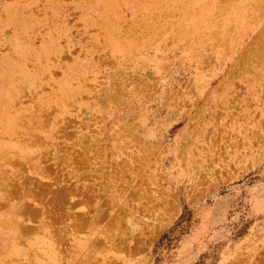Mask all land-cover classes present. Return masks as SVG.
<instances>
[{
    "label": "rangeland",
    "instance_id": "1",
    "mask_svg": "<svg viewBox=\"0 0 264 264\" xmlns=\"http://www.w3.org/2000/svg\"><path fill=\"white\" fill-rule=\"evenodd\" d=\"M225 1L0 0V146L37 147L3 169L59 264H264V0Z\"/></svg>",
    "mask_w": 264,
    "mask_h": 264
},
{
    "label": "bare ground",
    "instance_id": "2",
    "mask_svg": "<svg viewBox=\"0 0 264 264\" xmlns=\"http://www.w3.org/2000/svg\"><path fill=\"white\" fill-rule=\"evenodd\" d=\"M208 1V0H207ZM223 2H220L221 4L224 3L225 0H221ZM229 1V0H227ZM261 1V0H260ZM226 2V1H225ZM264 1H262L263 3ZM227 3V2H226ZM225 3V4H226ZM260 4L262 7H263V4ZM217 4V3H216ZM223 4V5H225ZM244 4V3H243ZM220 7L222 5H219ZM179 7V6H178ZM219 7V8H220ZM197 8V7H196ZM217 8V7H216ZM218 8V9H219ZM257 8V6H256ZM259 8V6H258ZM198 9V8H197ZM217 10V9H216ZM259 11L258 9H255V11ZM262 10V9H260ZM216 12V11H215ZM214 12V13H215ZM261 12V11H259ZM262 13V12H261ZM260 13V15H261ZM193 15V14H192ZM255 15V13H254ZM253 15V16H254ZM251 16V15H250ZM257 15H255L254 17H256ZM259 16V15H258ZM261 17V16H260ZM259 17V18H260ZM258 19V17H256ZM219 22V21H218ZM220 24V23H218ZM203 26V25H202ZM261 27V26H260ZM230 29V28H229ZM231 31V30H229ZM258 31H261V30H258ZM257 31V33H258ZM230 33V32H229ZM229 34H227L228 36ZM247 35V34H246ZM226 36V37H227ZM264 36V35H263ZM260 37V36H257V38ZM252 41V40H251ZM252 43V42H251ZM254 43V42H253ZM252 43V44H253ZM175 45V44H174ZM259 46V44H258ZM246 51V50H245ZM262 51V50H261ZM245 54V52H242ZM250 53V52H249ZM253 53V52H252ZM249 55V54H248ZM226 56V55H225ZM253 59V58H252ZM256 59V58H254ZM263 60V59H262ZM239 62H240V59H239ZM248 62V61H247ZM240 65V64H239ZM236 67H237V64H236ZM242 66H240L239 68H241ZM251 68V67H250ZM243 70V69H242ZM241 73V72H240ZM157 81V80H156ZM25 101V100H24ZM48 111V110H46ZM50 113L48 112L47 115H49ZM51 115V114H50ZM17 115L14 114L12 116H10V118H8L4 123H5V129H4V132L6 134H8L9 138L11 139L9 141V143H7L6 145H1L0 147V208L4 209V211L1 212L0 214V242H1V246L0 249L2 248V251L8 256L7 258L3 259L0 261V264H59L60 262H63L61 261V256L59 255V253L57 251L54 250L53 247H56L54 245V243L58 242L57 240V237L55 238L54 235L51 233L52 231H50L51 229V222L50 221H47L46 219V222L44 220L45 223L41 224L40 227L38 228H35L33 229L32 231H29V225H25L23 223V221L27 220L28 218L32 217L35 215V213L30 210L28 211L27 209H25V205L24 203L28 200L29 196L31 197L30 199V202L32 201H35V200H39V197L38 198H35L36 196V192L35 194L32 193L33 190H30L29 188L28 191H26V193H23L22 194V197L19 201H14L12 200V195L10 194V192H12V189L10 191V183H12V178L9 177V173L6 171V169H3L6 165L9 164H14V156H17L19 158H27V157H30L32 155V153H34L36 151V149L34 150V148L32 147L33 145L36 147L35 145V140H34V137H32V134H34V130L33 129H29V127L27 126V124L23 123V124H20V119L18 118L17 120ZM38 116V115H37ZM48 118V117H47ZM50 118V117H49ZM217 118V117H216ZM45 119H46V116H45ZM40 120V119H39ZM39 122V121H38ZM45 122V121H44ZM80 122V121H79ZM45 124V123H44ZM43 124V126H45ZM68 124V123H67ZM41 125V123L39 124V126ZM66 125V124H65ZM42 126V127H43ZM71 126V125H70ZM41 127V128H42ZM39 128V127H38ZM114 130V129H113ZM40 131V130H39ZM26 134L28 135L27 139L23 138V135ZM13 136H14V139L15 141L14 142H11L12 139H13ZM39 136V135H38ZM72 136V135H71ZM40 137V136H39ZM75 137V136H74ZM41 138V137H40ZM89 138V137H88ZM71 139V138H70ZM87 139V138H86ZM38 137H37V141H38ZM89 140V139H88ZM227 145V144H226ZM82 146V145H81ZM91 146V145H90ZM68 148V147H67ZM93 148V147H92ZM72 151V150H71ZM78 153V152H77ZM80 153V152H79ZM80 155V154H79ZM39 156V155H38ZM41 158V157H40ZM43 158V157H42ZM21 160V159H20ZM31 162V165L34 164V161H32V159H30ZM117 160V159H116ZM22 161V160H21ZM20 161V162H21ZM27 162V161H26ZM15 163H19L18 162H15ZM22 163V162H21ZM97 163V162H96ZM27 165V164H26ZM29 165V164H28ZM43 165V164H42ZM81 165V164H80ZM17 166V164H16ZM55 166V165H54ZM208 166V165H207ZM19 167V166H17ZM33 168V167H32ZM46 168V167H45ZM15 170H17L18 168H14ZM29 169V168H27ZM21 170H23V168H21ZM20 171V170H19ZM41 171V170H40ZM51 171V170H50ZM12 173L15 174L14 170H11ZM24 172V171H23ZM32 172V171H31ZM46 171H44L43 173H45ZM26 173V172H25ZM33 173V172H32ZM38 173V172H37ZM40 173V172H39ZM13 174V176H14ZM23 174V173H21ZM47 172L44 174L46 175ZM28 175V174H26ZM24 175V176H26ZM32 175V174H30ZM78 175V174H76ZM93 175V174H92ZM11 176V175H10ZM18 176V175H17ZM19 176H20V173H19ZM29 176V175H28ZM28 176L26 177V180L28 178ZM48 176V175H46ZM31 177V176H29ZM49 177V176H48ZM47 177V178H48ZM78 177V176H77ZM76 177V178H77ZM15 177H13L14 179ZM21 178V177H19ZM23 178V176H22ZM45 178V177H44ZM80 178V177H79ZM92 178V177H91ZM25 180V177L23 178ZM29 179V178H28ZM31 179V178H30ZM29 179V180H30ZM41 179V178H40ZM12 180V181H11ZM27 180V181H29ZM15 181L16 178H15ZM14 181V183H16ZM32 181V180H31ZM37 181V180H36ZM53 181V180H52ZM51 181V182H52ZM98 181V180H97ZM38 183L40 181H37ZM48 182V181H47ZM115 182V181H114ZM32 183V182H30ZM35 183V181H34ZM33 183V184H34ZM37 183V184H38ZM50 183V182H48ZM73 183V182H72ZM96 183V182H95ZM24 184V183H23ZM21 184V185H23ZM26 184V183H25ZM36 184V185H37ZM40 184V183H39ZM46 184V183H44ZM43 184V185H44ZM18 185V183H17ZM31 185V184H30ZM43 185H41L43 187ZM101 185V184H100ZM13 186V185H12ZM40 186V187H41ZM45 186V185H44ZM19 187V186H18ZM35 188V186H33ZM39 187V186H38ZM37 187V188H38ZM127 187V186H126ZM14 188V187H13ZM31 188V187H30ZM15 189V188H14ZM13 189V191H14ZM18 189V188H16ZM22 189V188H21ZM25 189V187H24ZM36 189V188H35ZM49 189L51 190V188L49 187ZM48 189V190H49ZM56 189V188H54ZM20 191L19 190H16V194H18ZM24 191V192H25ZM68 192V191H66ZM65 192V193H66ZM15 193V192H14ZM47 193V192H46ZM64 193V194H65ZM73 193V192H72ZM56 194V193H55ZM53 194V196L55 195ZM29 195V196H28ZM35 195V197H34ZM41 195V194H40ZM39 195V196H40ZM14 196V195H13ZM51 196V198L53 197ZM70 196V195H69ZM130 196V195H129ZM61 197H62V192H57V194L54 196V199L52 198L51 200H54V204H53V201L51 202L53 204V206L55 205L56 207H60L61 205ZM48 198H50L48 196ZM70 198V197H69ZM74 198V196H73ZM42 199V198H41ZM40 199V201H41ZM46 199V198H45ZM44 200V199H43ZM74 200V199H73ZM72 200V201H73ZM71 201V202H72ZM28 202V201H27ZM31 202V203H32ZM69 202V201H68ZM29 203V202H28ZM93 203V202H92ZM35 204V203H34ZM37 204V202H36ZM42 204V203H41ZM50 204V203H48ZM51 204V206H52ZM44 205V204H43ZM156 205V204H155ZM32 204H30V208H31ZM50 206V207H51ZM53 206H52V209L51 210H54L53 209ZM65 207L66 204L64 205ZM109 206V205H108ZM37 207V206H36ZM39 207V206H38ZM43 207V206H42ZM47 207V205H46ZM155 207V206H154ZM41 208V207H39ZM48 208V207H47ZM93 208V207H92ZM49 209V208H48ZM108 209V208H107ZM40 210V209H39ZM49 211V210H48ZM46 213V211L42 212V214H44V216L46 215L48 217V220H51V212L49 211ZM58 211V210H57ZM61 211V210H60ZM59 211V212H60ZM165 211V210H164ZM89 213V212H88ZM54 214V213H53ZM40 215V214H39ZM59 215V214H58ZM55 216V214H54ZM57 216V214H56ZM55 216V217H56ZM41 216H39L40 218ZM43 217V216H42ZM129 217V216H128ZM27 218V219H24ZM91 218V217H90ZM41 220V219H40ZM42 221V220H41ZM40 221V222H41ZM69 221V220H68ZM67 221V223H68ZM72 221V220H71ZM101 221V220H100ZM38 222V221H37ZM37 222H31L32 224L33 223H36L37 225ZM70 222V221H69ZM78 222V221H77ZM27 224V223H26ZM80 224V223H79ZM35 225V224H34ZM55 225V224H54ZM59 225V224H56V226ZM74 225V224H73ZM124 225V224H123ZM80 226V225H79ZM50 228V229H49ZM76 228V227H75ZM79 228V227H78ZM53 229V227H52ZM76 231L78 229H75ZM79 231V230H78ZM29 232L31 233V235H29ZM41 232V233H40ZM54 232V231H53ZM73 231H70V233L72 234ZM42 234V236H41ZM61 236V235H60ZM46 237V239L44 238ZM60 240V239H59ZM58 244V243H57ZM58 246V245H57ZM59 248V246H58ZM49 249V250H48ZM57 249V248H56ZM43 250H45V253L43 252ZM47 251V253H46ZM88 252H86L87 254ZM47 255L46 257V261L45 263L42 261H39L37 260L36 256H43V255ZM26 255V256H25ZM29 256V257H28ZM65 257V256H63ZM87 258V257H86ZM85 258V259H86ZM90 257H88L89 259ZM82 259V258H81ZM88 259H86L88 261ZM64 260V259H63ZM80 260V259H78ZM65 262V261H64ZM72 262V261H71ZM79 262V261H78ZM76 264V262H75ZM83 264V263H82Z\"/></svg>",
    "mask_w": 264,
    "mask_h": 264
}]
</instances>
